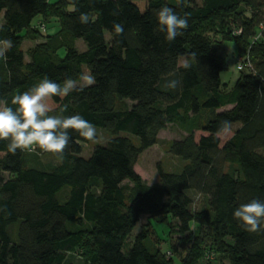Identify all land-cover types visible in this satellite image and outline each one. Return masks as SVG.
Wrapping results in <instances>:
<instances>
[{
  "label": "trees",
  "instance_id": "1",
  "mask_svg": "<svg viewBox=\"0 0 264 264\" xmlns=\"http://www.w3.org/2000/svg\"><path fill=\"white\" fill-rule=\"evenodd\" d=\"M163 6L188 19L171 43L159 30ZM1 13L0 42L12 46L0 58V107L15 108L12 98L45 78L80 82L90 72L96 83L52 98L49 114H80L114 136L85 158L91 141L69 130L65 153L48 162L46 152L13 155L0 141V264H264V231L233 217L264 202V0H0ZM51 22L55 32L42 34ZM26 40L34 44L25 49ZM224 41L251 64L231 88L221 78ZM222 121L237 123L225 141ZM170 124L185 134L168 151L185 162L175 172L158 164V182L147 184L135 165ZM193 193L204 198L198 208ZM143 216L169 224L178 243L151 246L145 230L128 246Z\"/></svg>",
  "mask_w": 264,
  "mask_h": 264
},
{
  "label": "clouds",
  "instance_id": "2",
  "mask_svg": "<svg viewBox=\"0 0 264 264\" xmlns=\"http://www.w3.org/2000/svg\"><path fill=\"white\" fill-rule=\"evenodd\" d=\"M159 30L164 32L165 39L173 42L184 34L188 28V19L179 16L172 7L163 6L157 12ZM82 24L89 23V17L82 13L79 17ZM116 34L124 32L122 24L113 25ZM6 47L0 48V58L6 59L5 52L11 48L12 42L3 41ZM185 68L188 64L183 65ZM80 83L67 78L63 83L45 78L37 85L22 94L12 98V105L0 107V141H8L7 151L15 155L20 151H36L37 149L63 155L69 145L71 137L69 130L79 133L87 141L97 139L96 127L84 119L80 114L71 116L50 115L53 111L49 101L54 97L61 99L73 92H83L96 83V78L90 72H83L79 76ZM177 81H170L168 87L175 89ZM66 106L60 111H66ZM230 129L228 121L221 122L220 132L227 133ZM233 217L240 222L245 231L257 233L264 231V202L253 199L249 203L239 205L233 212Z\"/></svg>",
  "mask_w": 264,
  "mask_h": 264
},
{
  "label": "rangeland",
  "instance_id": "3",
  "mask_svg": "<svg viewBox=\"0 0 264 264\" xmlns=\"http://www.w3.org/2000/svg\"><path fill=\"white\" fill-rule=\"evenodd\" d=\"M3 21V13L0 14V25ZM42 34H48L53 33L56 30V27L53 26V23H49L48 26L45 27V24H42L40 28ZM107 40L110 39V34L106 33ZM34 42L31 40H26L24 43V48H28L29 46L33 45ZM77 47L80 50H85L86 45L83 42V40L78 39L76 43ZM224 55L226 57L227 67L225 70L221 73V78L223 80V83H227L228 88H231L235 83L236 80L239 78L240 71L237 69V62L239 60V55H234L230 48H223ZM61 54H65V49H61ZM78 84L80 82H77ZM3 107V106H1ZM237 123H234V125L230 126V129L227 133H222V140L225 141L228 137L231 136V134L235 131ZM97 130V139L95 141H91L89 143L83 144L81 155L85 158H88L91 156L94 148L97 145H105L107 141L114 136L110 131H108L106 128L95 126ZM184 133L182 129L177 124H170L166 128L160 131V136L158 142L153 145V147L145 150L138 158V161L135 165L136 171L141 175L143 180L147 184H153L158 182L159 175H158V164L162 166V168L169 172H175L181 170L185 160L168 151L169 144L172 140L180 138ZM199 132H197V135ZM120 136H128L130 137L133 142L136 145L140 144V140L137 136L126 132L121 131L119 132ZM42 158L45 162H48L52 159L51 153H42ZM192 197L194 199V206L195 208L200 207L202 203L204 202V198L202 195H199L197 193H193ZM151 224H149V218L147 216H143L140 220V222L137 224V226L132 231L131 235L128 239V246L132 245L135 241L136 236L144 232L145 230H148L149 235H147L144 240L146 244L158 245L162 249H166L169 245H174L177 242V235L174 234L173 236H169L170 231V225L165 223L156 222L154 219H150ZM17 228H18V222L14 223L10 227V233L11 238L14 241L17 240ZM193 230L198 231L199 226L192 227ZM168 254L171 253V251L167 252ZM72 260V264H81L80 259L77 256H74ZM212 258V256H211Z\"/></svg>",
  "mask_w": 264,
  "mask_h": 264
},
{
  "label": "crops",
  "instance_id": "4",
  "mask_svg": "<svg viewBox=\"0 0 264 264\" xmlns=\"http://www.w3.org/2000/svg\"><path fill=\"white\" fill-rule=\"evenodd\" d=\"M223 47L226 49V48H230L232 53L234 55H238V50H237V46L234 42L232 41H224L223 42ZM159 136H160V133H159ZM155 146V145H154ZM153 147V146H152ZM151 148V147H150Z\"/></svg>",
  "mask_w": 264,
  "mask_h": 264
},
{
  "label": "built area",
  "instance_id": "5",
  "mask_svg": "<svg viewBox=\"0 0 264 264\" xmlns=\"http://www.w3.org/2000/svg\"><path fill=\"white\" fill-rule=\"evenodd\" d=\"M251 66L250 62L247 60L246 57H239V60L237 62V69L241 70L245 67ZM171 253H169L168 255H170Z\"/></svg>",
  "mask_w": 264,
  "mask_h": 264
}]
</instances>
